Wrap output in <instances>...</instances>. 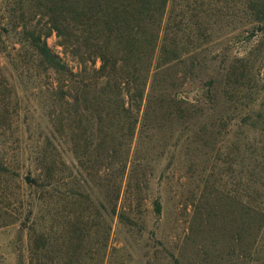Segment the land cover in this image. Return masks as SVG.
<instances>
[{
  "label": "rangeland",
  "instance_id": "obj_1",
  "mask_svg": "<svg viewBox=\"0 0 264 264\" xmlns=\"http://www.w3.org/2000/svg\"><path fill=\"white\" fill-rule=\"evenodd\" d=\"M36 1L0 0V264H264V61L256 128L213 126L211 115L196 112L168 118L137 132L120 175L96 141L85 156L82 130L68 120V77L40 68L26 41L25 21L41 18L32 13ZM214 12L195 37L190 97L223 65L216 48L230 32L228 10ZM48 42L64 56L56 32ZM41 152L57 188L44 203L42 189L25 180L37 174ZM41 233L50 234L48 248L36 251Z\"/></svg>",
  "mask_w": 264,
  "mask_h": 264
},
{
  "label": "trees",
  "instance_id": "obj_2",
  "mask_svg": "<svg viewBox=\"0 0 264 264\" xmlns=\"http://www.w3.org/2000/svg\"><path fill=\"white\" fill-rule=\"evenodd\" d=\"M209 10L214 15L228 10L230 32L216 48L222 67L195 98L184 93V85L189 74L195 76V37L207 31ZM26 12L23 8V20ZM33 12L47 18L48 30L39 27L41 18L35 25L27 19L23 34L40 68L68 77V120L82 130L85 156L96 141L102 162L116 158L120 175L137 132L161 128L168 118L209 114L217 127L256 128L261 121L257 81L264 61V0H38ZM52 32L64 56L50 46ZM38 158L37 174L25 180L42 189L44 203L57 191L54 165L42 152ZM120 193L119 186L117 198ZM156 205L160 212L161 203ZM78 239L76 230L67 239L71 257ZM49 240L48 233L37 236L36 251L47 249ZM101 241L105 247L107 235Z\"/></svg>",
  "mask_w": 264,
  "mask_h": 264
}]
</instances>
